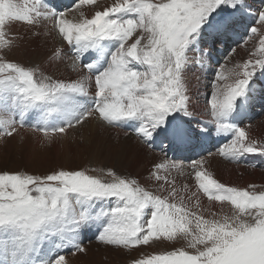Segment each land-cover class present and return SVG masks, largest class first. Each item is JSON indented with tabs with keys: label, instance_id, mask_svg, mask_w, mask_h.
Listing matches in <instances>:
<instances>
[{
	"label": "snow or ice",
	"instance_id": "obj_1",
	"mask_svg": "<svg viewBox=\"0 0 264 264\" xmlns=\"http://www.w3.org/2000/svg\"><path fill=\"white\" fill-rule=\"evenodd\" d=\"M253 7L250 0H73L61 9L51 0H0V138L27 129L51 146L96 120L131 129L166 157L196 155L187 164L153 163L144 179L154 187L104 167L0 170V264H71L68 253L87 254L82 234L93 228L97 242L129 253L172 245L128 264H264V186L229 185L206 167L213 155L237 164L264 156V139L236 122L264 77V7ZM35 37L59 41L43 65L8 58ZM253 38L246 60L228 67L229 56L212 67L217 45ZM192 68L210 89L206 119L193 111ZM213 138L210 152L205 145ZM173 172L193 184H178Z\"/></svg>",
	"mask_w": 264,
	"mask_h": 264
},
{
	"label": "rangeland",
	"instance_id": "obj_2",
	"mask_svg": "<svg viewBox=\"0 0 264 264\" xmlns=\"http://www.w3.org/2000/svg\"><path fill=\"white\" fill-rule=\"evenodd\" d=\"M101 2H103L104 5H108L112 2V0H99V3ZM250 3L253 4V8L264 7V3H262V0H254ZM22 26L24 30L22 29ZM12 30L14 32L24 33L26 29L24 25H13ZM240 31L243 33V28ZM233 39L236 40L235 38ZM34 40L35 38H26L25 41L23 40L19 42L20 46L17 47V49L20 50V47L23 48L26 46L27 49L30 47L29 49L31 50L32 46L36 47L38 45V42L35 45ZM229 44L231 45V48L235 47V53L229 52ZM256 44L257 40L253 38L247 44H244L243 41H240L238 45L237 43L229 41L228 44L217 45V48L214 51L217 55L220 54L219 49L223 45H225V47L221 48L220 51L222 49H228L227 52L229 53H226V56H217L213 54L212 67L215 68L217 61H225V58L229 56H231V60L227 63L228 67H231L232 63L243 62L248 58L249 52L252 51L253 47ZM14 49L9 53L8 58L12 60H17L16 51H14ZM21 50L24 51L25 49L23 48ZM26 51L28 52V50ZM219 57L224 58L221 60ZM25 60L26 59H24V61ZM25 62L32 64V62H29L28 60H26ZM33 64L40 63L37 62ZM257 75L259 76V73ZM207 76L208 78L211 77L210 71L207 73ZM197 78L200 79L199 85H197ZM188 80L193 89L195 103H199V106L202 109V112H194L198 114V117L205 118L203 117V113L204 108L206 106H203V103L205 100L208 102L206 93L210 91V89L204 87L205 77L201 73L200 69L192 68L188 72ZM255 83H257V91L255 95L251 98V102L249 105V110L251 114L250 118L255 117V119L250 120L249 118V120H246L247 122H250L249 125L253 126L254 128L256 127L257 120L264 118V101L260 106H257L256 104V102L258 101L256 99L257 94L260 93V95L258 96L259 99L264 98V77H259L258 79H256ZM197 87L199 88V95H196ZM260 89L261 92L259 91ZM243 125L244 124H241V126ZM80 130L81 127L72 129V132H69L65 137L58 138L51 146L42 145L40 142V134L33 133L31 131H28L27 129H21L17 134H15L11 138H0V170H7L10 172L24 170L33 174L43 175L61 167L68 169L108 167L115 169L120 174H127L126 172L122 173L117 167H115V165H113L114 162L104 164L101 159L97 160L96 162H92L89 148L87 149V145H85L86 138L84 137V131ZM214 140L215 139L213 138V140H211L210 142L211 148L215 151ZM155 148L159 150L158 147ZM160 151L162 155L165 154L162 149H160ZM256 156L257 155H254L255 158ZM206 167H209L212 171L215 172L219 169L220 165H217V163L215 162L212 164V166L206 165ZM241 167L244 168V170L240 172L238 171L237 175L233 180L235 182H239L241 184L240 187H247L248 185L255 184L258 186L257 190H261L259 186H264V166H257L252 162H248V164H242ZM256 173L258 175H256ZM130 175L134 176L133 174ZM172 175H174L177 180L178 174L173 172ZM177 183L179 184V180H177ZM203 201L206 202L205 205L207 204L209 206V201L207 200V197L203 196V200L201 199L202 205L205 206L203 204ZM216 205L217 203L214 202V206L212 207V209L216 207ZM95 231L96 230L93 228L90 232ZM82 240L84 246L88 249V252L86 255L79 253L76 255H68L67 258L70 260V262L73 261V264H128V261L130 259L139 256L141 253L170 250V248L172 247V245H169L167 243L154 247L142 246L138 250L134 249L131 253H129L127 250L116 249L114 247L106 246L102 243H99L97 242L96 238L85 239L84 237H82ZM176 246L180 245L178 244Z\"/></svg>",
	"mask_w": 264,
	"mask_h": 264
},
{
	"label": "bare ground",
	"instance_id": "obj_3",
	"mask_svg": "<svg viewBox=\"0 0 264 264\" xmlns=\"http://www.w3.org/2000/svg\"><path fill=\"white\" fill-rule=\"evenodd\" d=\"M101 4H103V2H101ZM72 15L73 13H69V18H71ZM22 29L24 30L23 26ZM34 41L35 45L37 42L38 45L36 47L32 46L31 50L29 49L30 47L27 49L26 46L23 47L25 49L24 51L21 50L23 49L22 47H20V50L17 49V47L14 49V51H16L17 61L29 64L25 62L28 60L29 62H32V64L39 62L42 65L44 64L46 57L50 54V50L57 43H59V41L54 40L51 37H35ZM62 46L67 48V45ZM26 50H28V52ZM22 57L26 60L24 61ZM57 75H59V73H57ZM71 75V73L66 71L64 72L65 77H70ZM195 104L196 107L193 109V111L202 112L199 103ZM203 106H207L206 100L204 101ZM246 125L250 126L251 134L253 136L257 137L258 139H264V118L257 120L255 128L249 125V123H246L243 126ZM80 127V131H84V137L86 138L85 145H87V149L89 148L92 162H96L99 159H101L104 164L114 162L113 165H115V167H117L122 173L126 172L127 174H133L134 176L139 177L142 183H146L154 187V184L151 181H146L144 178L147 176L153 163L167 158L163 156L162 153L155 148V146L149 149L142 145V143L135 135L132 134L131 130L128 128L113 129L107 126H102L101 123L96 120L88 121ZM246 130L248 129L246 128ZM69 132H72V130ZM125 133H128V135H125ZM187 153H175V156L180 157ZM247 160H250L253 163L255 160L254 155L248 156ZM215 162L217 165H220L219 169L214 172L216 178L221 180L223 183L240 187L241 184L239 182H235L233 179L237 175L238 171L240 172L244 170V168L241 167L242 165H237V163L228 161L225 158L219 157L218 155H213L210 158L208 165L212 166V164ZM187 171H190V169H187ZM256 175L258 174L256 173ZM177 180H179V183L186 181L189 185L193 184V179H191V177L178 174ZM200 199L203 200V196H201ZM205 203L206 202L203 201L204 205ZM207 206L208 205L206 204L204 207ZM213 206L214 203L211 207ZM228 207L229 206L227 204H224L225 210H228ZM219 208L220 204L217 203L216 207H214L212 210L218 211ZM71 263L73 264L74 262L72 261Z\"/></svg>",
	"mask_w": 264,
	"mask_h": 264
}]
</instances>
